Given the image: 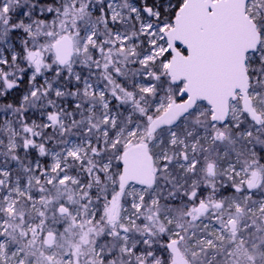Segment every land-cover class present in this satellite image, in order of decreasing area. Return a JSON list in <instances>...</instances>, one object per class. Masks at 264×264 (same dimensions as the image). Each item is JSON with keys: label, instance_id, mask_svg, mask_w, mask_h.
<instances>
[{"label": "snow or ice", "instance_id": "1", "mask_svg": "<svg viewBox=\"0 0 264 264\" xmlns=\"http://www.w3.org/2000/svg\"><path fill=\"white\" fill-rule=\"evenodd\" d=\"M0 264H264V0H0Z\"/></svg>", "mask_w": 264, "mask_h": 264}]
</instances>
